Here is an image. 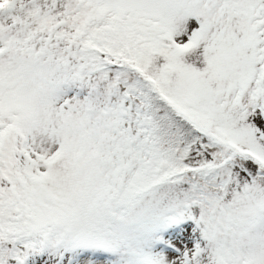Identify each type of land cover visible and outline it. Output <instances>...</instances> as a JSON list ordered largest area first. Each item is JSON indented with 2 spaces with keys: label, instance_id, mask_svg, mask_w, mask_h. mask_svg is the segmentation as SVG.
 <instances>
[{
  "label": "snow or ice",
  "instance_id": "1",
  "mask_svg": "<svg viewBox=\"0 0 264 264\" xmlns=\"http://www.w3.org/2000/svg\"><path fill=\"white\" fill-rule=\"evenodd\" d=\"M0 264H264V0H0Z\"/></svg>",
  "mask_w": 264,
  "mask_h": 264
}]
</instances>
